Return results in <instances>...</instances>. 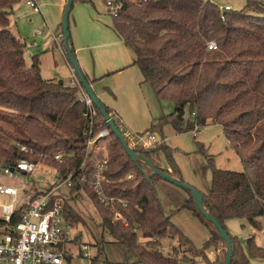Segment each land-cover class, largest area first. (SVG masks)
I'll return each instance as SVG.
<instances>
[{"label": "trees", "instance_id": "1", "mask_svg": "<svg viewBox=\"0 0 264 264\" xmlns=\"http://www.w3.org/2000/svg\"><path fill=\"white\" fill-rule=\"evenodd\" d=\"M22 1L0 0V164L27 159L51 166L62 178L72 174L70 186L64 187L67 197L59 195L64 200L63 214L76 224L83 219L74 203L80 194L90 200L99 217L96 227L110 238L98 250L102 264H195L198 258L204 264H222L225 241L199 213L191 193L156 176L142 160L132 161L111 133L105 146L108 164L102 172V191L115 201V211L127 225L114 220V214L98 200L91 188L93 163L83 171L79 168L89 132L95 135L108 127L96 109L91 125L77 87L42 79L37 57L26 65L25 43L9 28L13 7ZM244 1L242 10L221 11L209 0H118L121 9L112 18L115 34L135 57L142 83L158 99L174 104L171 114L153 120L144 133L162 135L166 125L178 134L209 124L221 126L243 170L212 167L210 189L201 193L202 206L224 230L226 221L243 219L259 231L264 227V0ZM212 42L215 51L208 50ZM71 43L69 40L74 50ZM102 105L125 138L122 124ZM186 111L193 122L185 120ZM18 146L28 151L22 152ZM133 150L163 174L182 181L174 164L168 170L159 163L158 153L170 151L163 138L149 150ZM57 152L67 154L62 163L53 160ZM93 156L97 162L102 152ZM128 175L130 179H126ZM159 191L169 199L168 211L158 198ZM182 209L208 231L202 249L171 222V216ZM228 237L230 264H250L238 239ZM164 238L177 243L166 255L160 249ZM73 243L79 244L80 236ZM106 245L119 247L123 261H108ZM246 245L251 256L264 257V249L256 245L254 237ZM181 247L190 258L176 255ZM208 247L218 253L213 261L205 256ZM69 258L66 256L67 261ZM96 261L91 259L92 264Z\"/></svg>", "mask_w": 264, "mask_h": 264}, {"label": "rangeland", "instance_id": "2", "mask_svg": "<svg viewBox=\"0 0 264 264\" xmlns=\"http://www.w3.org/2000/svg\"><path fill=\"white\" fill-rule=\"evenodd\" d=\"M26 1L27 0H24L13 7L9 28L14 34L20 36L25 43L24 60L26 65L29 66L32 58L37 57L40 62L39 70L42 79L55 77L54 75L59 73L60 70L58 64L63 58L62 51H60L53 42V36L58 33L57 30L59 29L58 26L61 21L58 20V15L61 14V10H58L57 7L58 0H36L37 4L41 6V13H35L26 5ZM107 1L116 2L118 0H75L69 15V21L72 22L75 15H78L79 19H81L80 16L85 17L88 15L90 19L98 21L97 23L103 28L102 30H98L97 28L93 29L92 36H97L96 39H101L103 34L108 35L109 32L113 34V18L108 12L106 6ZM209 1L220 7L228 5L235 11L242 10L245 5L244 0ZM73 29L75 28L73 27ZM73 29L72 27L70 28V36ZM105 30L106 34L103 32ZM37 31L41 32L42 35H37ZM58 67L59 69H57ZM70 75L71 70L67 71V75H60V77H62L64 83H67ZM142 93L145 95L148 109L146 113L147 123H145L143 119L140 120L138 124L139 126L146 125L148 127L138 132L132 130L129 132L128 129L123 127L126 137L144 133L150 127L153 120L167 116L174 111V104L167 99H158L148 85H143ZM193 119L189 111H186L185 120L193 122ZM157 135L163 138L165 145L170 150L169 152L160 151L158 153V160L161 166L169 170L170 166L174 164L180 172L182 181L195 188L200 193H207L210 189L212 167L234 172H241L243 170L239 157L228 144L223 130L219 125L209 124L199 128V134L196 138L193 137L192 130L183 131L178 134L170 125L163 127L162 135ZM100 144L101 149H103L105 142ZM55 175L56 172L51 166L39 163L32 174L26 177L22 176L21 180L27 182L23 193L25 199L27 200L32 195L41 192L50 191L53 188L55 189V194L63 195V197L66 198L67 191L64 187L55 188V183L57 181ZM4 184L15 187L19 186V182L13 180H5ZM79 196V200H76L77 202L74 204L83 220L74 224V230L71 232L73 235L80 236V243L77 245L72 243L67 246V257L70 258L68 261L66 260V264H92L91 259L95 258L98 261L96 264H102L101 260L103 257H99L98 250L101 248L102 244L105 243V241H109L110 238L103 229L96 227V225L100 224L98 220L99 217L90 200L87 202V198L84 195L80 194ZM172 196L176 198V200H180L179 196ZM158 198L165 211H168V197L159 191ZM171 222L184 232L196 248H203L204 243L209 237V233L188 210L182 209L174 213V215L171 216ZM224 226L227 234L238 239L250 264H264V257L251 256L248 253L246 245L247 240L254 237L256 245L260 247V245L264 243V227L262 230L256 231L243 219L228 220L225 222ZM145 239L143 240L145 241ZM147 241H150V239H147ZM84 245L87 246L86 251L81 249ZM176 246L177 243L168 238H164L160 241V249L165 255L171 252L172 248ZM185 250V247H181V249H178V254L176 255L180 258L183 256L185 259L190 258L191 255L189 253L185 254ZM204 253L210 261H213L218 254L213 247H208L204 250ZM104 257L110 262L123 261V254L120 248L115 245L105 246ZM195 264L204 263L201 258H198Z\"/></svg>", "mask_w": 264, "mask_h": 264}, {"label": "built area", "instance_id": "3", "mask_svg": "<svg viewBox=\"0 0 264 264\" xmlns=\"http://www.w3.org/2000/svg\"><path fill=\"white\" fill-rule=\"evenodd\" d=\"M26 5L35 13L40 11L36 0H27ZM108 12L112 17L118 15L121 4L117 2H106ZM221 11H230L232 8L228 5L220 7ZM223 18V17H222ZM42 35L41 32L36 33ZM62 35L54 38L57 45L62 44ZM215 43L208 44L209 51H215ZM68 87H77L80 91V100L85 103L89 113V119L92 125L95 109L90 100L85 95L78 80L71 69V75L67 82ZM193 137L199 134V128L193 130ZM110 135V130L104 128L97 134L89 132L88 140L85 144L84 160L79 170L83 171L91 161L95 173L92 176L91 188L98 196V200L114 214V220L121 221L127 225L125 219L120 213L115 211V201L107 198L102 191V183L105 179L102 175L103 170L108 164V152L105 148ZM127 146L131 149L141 148L143 150L151 149L154 144L162 141L157 134L142 133L125 136ZM105 142L103 149L100 143ZM22 152H27L25 146H18ZM102 152L99 161L94 162L95 156ZM53 160L62 163L66 153L57 152L52 155ZM39 163L27 159H19L13 164H0V264H66L67 246L73 243L76 235L72 234L74 225L68 222L63 214L64 200L61 196L54 193V188L47 192L38 193L35 197L25 199L23 196L24 188L27 182L22 181V176L32 174ZM12 168V170H11ZM56 187H69L72 174L62 178L56 173ZM128 175L126 179H130ZM5 180L19 182V186H8L4 184ZM6 198V199H3ZM264 249V244L261 245ZM86 251L87 246L81 247Z\"/></svg>", "mask_w": 264, "mask_h": 264}, {"label": "crops", "instance_id": "4", "mask_svg": "<svg viewBox=\"0 0 264 264\" xmlns=\"http://www.w3.org/2000/svg\"><path fill=\"white\" fill-rule=\"evenodd\" d=\"M65 4L66 0H58L57 7L58 10H61L58 20L62 19L61 15ZM39 7L40 11L37 13H41V6ZM80 17L81 19L75 15L72 22L69 21V32L71 27L75 28L71 31L72 46L80 69L88 77L92 90L102 104L112 110L122 126L129 132H131L130 130L138 132L146 129L148 126H139L138 124L143 119L147 123L148 109L145 95L142 93L143 78L140 71L134 66L135 57L132 51L114 32L113 34L109 32L108 35L103 34L101 39H96L97 36H92L93 29H103L97 23L98 21L90 19L88 15ZM60 23L58 33L56 31L57 34H54L53 39L61 35ZM103 32L105 33L106 30ZM54 44L62 51L63 58L60 62L58 61L60 70L54 75L55 77L44 80L63 82L60 75H67V71H70L71 67L65 57L63 45H57L55 42ZM64 84L67 85V83Z\"/></svg>", "mask_w": 264, "mask_h": 264}, {"label": "water", "instance_id": "5", "mask_svg": "<svg viewBox=\"0 0 264 264\" xmlns=\"http://www.w3.org/2000/svg\"><path fill=\"white\" fill-rule=\"evenodd\" d=\"M73 4V0H66V4L64 6L62 19L60 23L61 28V35L63 38V49L65 53V57L67 59V62L69 63L71 69L73 70L79 85L81 86L82 90L84 91L87 98L90 100L92 106L94 109L98 110L101 116L103 117L104 122L106 123L107 127L110 130V133L115 136V138L119 141L124 151L128 154V156L131 158L132 161H136L137 159L142 160L147 166H149L153 173L161 178L162 180L166 181L167 183L176 186L177 188H181L183 190H186L187 192H190L194 201V204L199 211V213L211 224H213L220 235V237L225 241L226 244V257L222 264H230L231 256H232V246L231 241L228 237L227 232L224 230V228L218 223L216 219H214L212 216L206 213L202 206V194L197 191L195 188L189 186L188 184L184 183L181 180H176L175 178L163 174L156 168H154L149 161L142 158L138 154L134 152L133 149L129 148L127 146V143L121 133V131L118 129V127L115 125L114 121L110 117V115L105 111V108L102 105V102L99 100V98L96 96L95 92L92 90L90 84L85 80V78L82 75L79 63L76 59V56L74 55V50L70 48L69 40L71 41L70 32H69V15L71 12V7ZM72 44V43H71ZM12 170V168H11Z\"/></svg>", "mask_w": 264, "mask_h": 264}]
</instances>
